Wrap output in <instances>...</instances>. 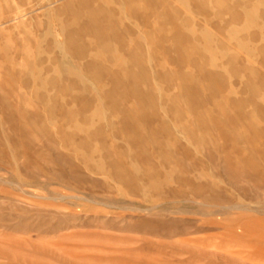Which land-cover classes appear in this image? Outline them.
I'll return each mask as SVG.
<instances>
[{
	"label": "rangeland",
	"instance_id": "rangeland-1",
	"mask_svg": "<svg viewBox=\"0 0 264 264\" xmlns=\"http://www.w3.org/2000/svg\"><path fill=\"white\" fill-rule=\"evenodd\" d=\"M0 264H264V0H0Z\"/></svg>",
	"mask_w": 264,
	"mask_h": 264
},
{
	"label": "bare ground",
	"instance_id": "bare-ground-1",
	"mask_svg": "<svg viewBox=\"0 0 264 264\" xmlns=\"http://www.w3.org/2000/svg\"><path fill=\"white\" fill-rule=\"evenodd\" d=\"M237 27V26H236ZM236 29V28H235ZM141 33V32H140ZM56 36V35H55ZM63 40V39H62ZM55 41V40H54ZM64 44V43H63ZM61 46V45H60ZM64 47V46H63ZM62 47V49H63ZM60 51V50H59ZM211 54V53H210ZM63 56V55H62ZM69 58V57H68ZM214 58V57H213ZM65 61V60H64ZM63 66V65H62ZM64 69V68H63ZM65 70V69H64ZM81 72V71H80ZM103 119V118H102ZM141 129V128H140ZM74 151V150H73ZM85 157V156H84Z\"/></svg>",
	"mask_w": 264,
	"mask_h": 264
}]
</instances>
